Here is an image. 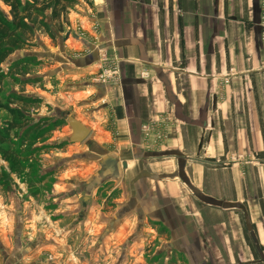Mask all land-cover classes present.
I'll use <instances>...</instances> for the list:
<instances>
[{
	"label": "crops",
	"instance_id": "1",
	"mask_svg": "<svg viewBox=\"0 0 264 264\" xmlns=\"http://www.w3.org/2000/svg\"><path fill=\"white\" fill-rule=\"evenodd\" d=\"M260 3L77 0L59 52L21 51L42 69L8 93L40 99L33 122L67 113L91 138L70 142L67 121L53 131L49 142H67L55 148L66 163L49 175L47 203L32 207L28 196L18 210L0 192V264H264ZM96 49L118 60L117 83L91 82ZM181 171L245 211L199 201Z\"/></svg>",
	"mask_w": 264,
	"mask_h": 264
},
{
	"label": "trees",
	"instance_id": "2",
	"mask_svg": "<svg viewBox=\"0 0 264 264\" xmlns=\"http://www.w3.org/2000/svg\"><path fill=\"white\" fill-rule=\"evenodd\" d=\"M0 1L8 8V13L0 8V109L8 113V118L0 126V158L7 162L12 173L19 174L24 168V159L29 156L25 148H31L37 141L49 138L64 120L43 117L33 122L28 115V108L40 103V99L17 92L2 94L7 78L19 85L33 81L18 79V75L25 76L28 73L33 57L23 55L12 62L7 71H4L3 65L10 55L30 46L37 32L45 34L53 44H57L60 39L65 40L68 32L64 31V25L77 0ZM52 147L62 148V144ZM257 156L264 162V151ZM4 181L0 179V184Z\"/></svg>",
	"mask_w": 264,
	"mask_h": 264
},
{
	"label": "rangeland",
	"instance_id": "3",
	"mask_svg": "<svg viewBox=\"0 0 264 264\" xmlns=\"http://www.w3.org/2000/svg\"><path fill=\"white\" fill-rule=\"evenodd\" d=\"M0 8L5 13H8V8L1 1H0ZM39 35L42 37H47L45 34H42L40 32H37L35 36H39ZM24 49L26 50L24 51ZM24 49H23L24 52H32V50H39V49H41L42 52L43 51L52 52L54 54L59 52L58 48H53V42L51 40L48 41V45L44 47L41 39L36 40L35 37L33 38L31 45ZM45 60L47 63L50 62L49 58ZM40 65H41V61H38L37 57H33L31 66L28 67V74L25 76L20 75L18 76V79L19 80L32 79L33 81H35V79L39 78V76L37 75L38 74L37 72L42 69V66ZM46 73L47 75H52L51 72L49 71H47ZM15 83L16 82L10 80V78L6 79L3 84L2 94L5 95L11 90H16V91L19 90L15 86ZM32 87H36V86L33 85ZM49 110L50 108L48 109V111ZM31 112H33V110L30 111L28 108L29 115ZM53 112L54 111H51V113ZM53 114L54 116L58 115L59 117V113L57 114L56 112H54ZM7 118H8V113L0 109V126ZM51 118H55V117H51ZM56 119H59V118L56 117ZM62 119L64 120V123H65L66 118H62ZM52 134L53 133H51L50 136ZM90 138H91L90 135H88V137L84 141L79 142V144L85 143ZM43 142L44 144H41ZM60 143H53L51 141L49 142V138H45V139H41L37 141L36 144L31 146V148H25V152L29 156H27V158L24 159L23 161L24 168L23 170H21L19 174L12 173L8 168L7 162L4 161L5 163H3L0 161V179L5 180L4 181L5 183L0 184V192H3L4 194L7 192L8 194L12 196V199H13L12 207L14 209L17 208L18 210H21L22 203H25V202H22L21 199H23V201L30 200V202L34 200V202H31L33 204L31 206L37 207V204L41 205L44 202L47 203L46 199L43 200L44 197H47L46 196L47 194H49L48 196L50 198L51 196H53L52 195V188H53L52 182L54 179H53V176L49 177V175H53L54 172L59 173V171L63 168V166L66 163V160H64L60 155H55L56 149L55 147H52ZM65 143L67 142L61 143L62 149H64L63 151H65ZM15 147H17V144ZM183 185L187 188L185 184ZM24 189H26V193L23 192ZM19 194H23V196ZM28 196L33 197L34 199L31 200V198H28ZM48 202L51 204L52 200H49ZM247 235L251 239L249 232L247 233Z\"/></svg>",
	"mask_w": 264,
	"mask_h": 264
},
{
	"label": "water",
	"instance_id": "4",
	"mask_svg": "<svg viewBox=\"0 0 264 264\" xmlns=\"http://www.w3.org/2000/svg\"><path fill=\"white\" fill-rule=\"evenodd\" d=\"M19 53L21 56L23 55L21 51ZM94 54L97 55V57H96V60H97L99 58L98 49H96L94 51ZM62 118H66V121L71 128L72 133L69 137L70 142L79 143V142L84 141L88 137L89 129L85 125H83L81 122L77 121L72 116H69L67 113H63ZM122 166L125 167L124 162H123ZM178 177L186 184V186L192 191V193L197 197V199L199 201H201L207 205H211L214 207H220L222 209H240L242 211H245L244 206L239 204V203H228V202H224L222 200H217L215 198H212V197H209V196L202 194L191 184L188 177L185 176L183 171H181V173L178 174ZM245 223H246V226L248 228H250L248 221H247V217H245ZM251 235L253 237V240L256 243L257 239H256L254 233L251 232ZM256 249L258 250V252L261 253V249L258 247V245H256Z\"/></svg>",
	"mask_w": 264,
	"mask_h": 264
},
{
	"label": "built area",
	"instance_id": "5",
	"mask_svg": "<svg viewBox=\"0 0 264 264\" xmlns=\"http://www.w3.org/2000/svg\"><path fill=\"white\" fill-rule=\"evenodd\" d=\"M261 16L264 19V0L260 3ZM80 34L81 28H77ZM100 66L98 72L93 75L91 82L101 86L113 85L119 80V62L115 58L102 55L99 58Z\"/></svg>",
	"mask_w": 264,
	"mask_h": 264
}]
</instances>
